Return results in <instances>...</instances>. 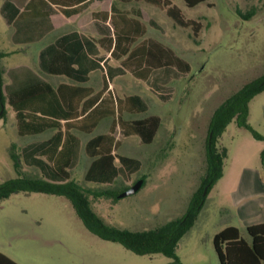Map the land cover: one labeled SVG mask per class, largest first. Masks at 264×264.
<instances>
[{"label": "rangeland", "instance_id": "rangeland-1", "mask_svg": "<svg viewBox=\"0 0 264 264\" xmlns=\"http://www.w3.org/2000/svg\"><path fill=\"white\" fill-rule=\"evenodd\" d=\"M171 1L185 18L201 23L199 33L180 27L159 7L143 3L145 17L149 14L157 23L153 30L146 22V35L151 36L153 30L155 37L189 63V70L162 68L157 72V86L153 78L149 83L120 81L121 93H141L149 107L127 113L126 118L152 112L161 117L158 136L151 144H140L135 135L123 138L116 130V136L123 138L117 152L126 154L129 145H134L128 154L138 158L141 166L117 174L110 182L86 180L90 158L83 143L88 136L80 133V155L71 169L72 180L91 188L131 185L143 179L135 193L93 207L106 223L120 229H151L183 215L207 168L205 142L214 109L244 83L264 74V0H207L193 7L184 0ZM4 3L0 0V45L12 49ZM238 10L242 14L251 11V15ZM14 59L1 58L0 71ZM112 83L117 90L118 78L112 77ZM5 106V115L0 117V184L18 177L13 156L27 174L41 176L39 168L27 165L23 156V146L32 137L17 134L14 111L8 103ZM107 120L100 122L96 133L105 131ZM247 122L250 129L231 120L218 137L217 147L226 150L222 175L209 188L193 226L178 242L180 264H220L212 240L224 226H236L249 239L239 209L264 207L260 157L264 90L250 100ZM0 253L18 264H174L161 253L139 255L118 242L99 238L85 227L67 197L46 192H15L0 202Z\"/></svg>", "mask_w": 264, "mask_h": 264}, {"label": "crops", "instance_id": "crops-1", "mask_svg": "<svg viewBox=\"0 0 264 264\" xmlns=\"http://www.w3.org/2000/svg\"><path fill=\"white\" fill-rule=\"evenodd\" d=\"M30 1L31 6L28 5ZM105 1H107L106 4H104ZM143 3L153 5L143 0L128 2L121 0H5L2 10L5 21L11 29L12 49L0 45V59L11 57L15 59L11 60L8 66L1 71L2 91L5 97L4 107L6 108L5 104L8 103L14 111L17 134L32 137L23 146L25 163L37 166L41 176L45 179L62 181L53 179V176L63 174L61 166L65 161L58 162V157L60 149L66 143V155L68 156L66 170L71 177V169L78 161L82 146L80 133L88 136L83 143V149L90 158L84 178L90 164L97 158V155L93 153V148H88V142L101 134H111L118 140L119 145L111 151L114 160L110 169L104 175L85 178L107 182L113 181L119 173L134 172L141 166L138 158L128 154L129 149L135 148L134 145H129L126 154L117 152L124 137L138 136L140 144H151L157 138L161 125V117L158 114L152 112L141 118H126L127 113L137 114L146 111L149 108L146 98L135 91L120 92V81L124 80L129 84L149 83L153 78V85H156L159 80L157 72L162 68H172L160 67L158 56L153 54L150 57L148 51L144 49V45L154 47L161 40L153 35L157 23L151 15L147 14L145 17L142 9ZM118 13L124 14L126 18H121ZM146 22L153 29L151 36L146 35L148 27ZM116 40L117 48L114 53H111ZM20 54L22 56H19ZM145 67H150L147 76L143 74ZM112 77L118 78V91L112 83ZM39 83L42 84L41 89H45L44 83L57 90L58 95L55 100L58 101L56 102L57 107L62 101V92L65 91L64 88L67 85L82 88L81 94L75 97L73 104L69 106L73 112L80 113L82 109L86 114L97 104L98 94L103 96L110 92L114 100L125 102L126 98L130 97L136 103L134 109L130 107L131 104H126L129 108L121 113L124 120L133 122L157 116L160 121L151 137L152 123L149 124L150 131L146 134L149 141L144 140L138 133L124 132L119 125L112 132L111 125L116 114L115 117L102 118L91 131L87 132L77 128H66L65 120L59 119L57 127L21 135L18 133L16 111L10 104V98ZM62 86H64L63 91ZM26 107L28 108L29 105ZM104 119H108L105 131L96 133V128ZM118 128L123 135L122 139L116 136ZM44 133H46L45 136L41 137ZM54 137H59L60 140L56 148L50 146V141ZM119 156L132 158L135 162L122 164ZM239 216L246 230L249 225L264 222V207L254 211L246 205L239 209Z\"/></svg>", "mask_w": 264, "mask_h": 264}, {"label": "trees", "instance_id": "trees-1", "mask_svg": "<svg viewBox=\"0 0 264 264\" xmlns=\"http://www.w3.org/2000/svg\"><path fill=\"white\" fill-rule=\"evenodd\" d=\"M121 1L128 2L133 0ZM143 1L164 10L180 27H190L195 35L199 33L201 23L192 18H185L181 9L176 4H173L171 0ZM204 1L207 0H184L188 7H193ZM31 4L30 1L28 5L31 6ZM112 10H114V7H112ZM238 12L246 17L251 15V11L246 14H242L239 10ZM118 15L121 18H126L124 14L118 13ZM112 20L115 23L113 15ZM116 48L117 40L111 53H114ZM144 49L148 51L150 57L153 54L158 56V65L160 67H174L182 71H188L190 68L187 61L176 55L171 48L165 46L162 42L155 44L154 47L152 45L150 47L144 45ZM149 72L150 67H145L143 74L147 76ZM41 86V83L30 86L10 98V104L16 111L18 133L21 135L38 133L47 128L57 127L59 119L65 120L64 125L66 128H77L87 132L91 131L102 118L107 116L115 117L116 114L111 125L112 132L119 125L124 132L138 133L144 140L149 141L146 138L147 132L151 130V137L160 121V118L157 116L151 117L150 119L135 120L133 122L124 120L121 113L126 108H129L126 104H131L130 107L134 109L136 103L130 97L126 98L125 102L114 100L110 92H107L103 96H101L102 94H98L97 104L86 114H84L85 111L82 109L80 113L77 111L73 112L69 106L73 104L75 97L81 94L82 88L65 85L66 88L63 91L64 86H62V101H60L57 107L56 102L58 101H55L58 95L57 90L44 83L43 86L45 89H41ZM262 90H264V74L244 83L237 91L229 95L214 109L210 118L205 142L207 168L201 176L199 187L189 200L186 211L179 218L168 220L155 228L140 231L120 229L106 223L94 211V205L103 201H115L118 198L117 195L128 188L129 185H110L107 187L91 188L72 180L69 172L66 170L68 161V156L66 155L67 143L64 147L62 146L63 150L62 148L60 149V155L58 157V162L61 160L65 161L61 166L63 174H55L53 176V179L62 180L59 182L47 180L43 176L27 174L19 158L13 156L15 159L14 168L18 177L0 184V202L15 192H46L63 195L71 201L85 227L99 238L118 242L139 255L161 253L172 258L174 264H180L176 255L178 242L193 226L209 188L222 175L226 150L222 147H217L218 137L222 135L231 120H234L240 127L250 129L247 122L249 102ZM4 103L5 97L2 91L0 71V110L2 109L0 117L5 115ZM28 105L29 107L27 108L26 106ZM30 105L33 106L30 107ZM151 123L152 127L149 130L148 127ZM254 135L259 137L255 133ZM59 142V137H54L50 141V146L56 148ZM118 145V140L111 134L98 135L95 139L88 142V148H93V153L97 155V158L90 164L88 172L85 175L86 179L104 175L110 169L114 160V155L111 154V151ZM260 157L264 165V150L261 151ZM119 161L125 165L135 162L134 159L125 156H119ZM246 232L249 235V239L242 237L236 226L228 225L214 234L212 241L220 264H264V222L247 226ZM0 264L18 263L5 254L0 253Z\"/></svg>", "mask_w": 264, "mask_h": 264}, {"label": "water", "instance_id": "water-1", "mask_svg": "<svg viewBox=\"0 0 264 264\" xmlns=\"http://www.w3.org/2000/svg\"><path fill=\"white\" fill-rule=\"evenodd\" d=\"M1 112H2V109L0 110V114H1ZM142 183H143V179H137L128 188H126L125 190L120 192L117 195V197H123V196L131 195V194L135 193L141 187Z\"/></svg>", "mask_w": 264, "mask_h": 264}]
</instances>
